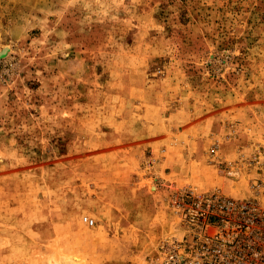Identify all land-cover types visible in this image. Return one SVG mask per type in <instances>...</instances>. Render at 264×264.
<instances>
[{
  "label": "rangeland",
  "instance_id": "obj_1",
  "mask_svg": "<svg viewBox=\"0 0 264 264\" xmlns=\"http://www.w3.org/2000/svg\"><path fill=\"white\" fill-rule=\"evenodd\" d=\"M261 145L264 0H0V264H145Z\"/></svg>",
  "mask_w": 264,
  "mask_h": 264
},
{
  "label": "built area",
  "instance_id": "obj_2",
  "mask_svg": "<svg viewBox=\"0 0 264 264\" xmlns=\"http://www.w3.org/2000/svg\"><path fill=\"white\" fill-rule=\"evenodd\" d=\"M238 160L226 162L225 172L237 177L242 169L251 170L249 193L173 190L168 207L178 233L164 238L145 264H264V146L241 152Z\"/></svg>",
  "mask_w": 264,
  "mask_h": 264
},
{
  "label": "crops",
  "instance_id": "obj_3",
  "mask_svg": "<svg viewBox=\"0 0 264 264\" xmlns=\"http://www.w3.org/2000/svg\"><path fill=\"white\" fill-rule=\"evenodd\" d=\"M14 219H15L14 216L5 215V218L3 219V221L4 222H7V221L9 222V221H12ZM6 233H7V236L8 237H16L18 232L16 230H11V231H7ZM0 254H1V252H0ZM3 254H5V256H4V262H10L13 259L12 256L10 255L11 254L10 251H8V252L6 251ZM1 259H2V257H1ZM2 260H1V262H3Z\"/></svg>",
  "mask_w": 264,
  "mask_h": 264
}]
</instances>
